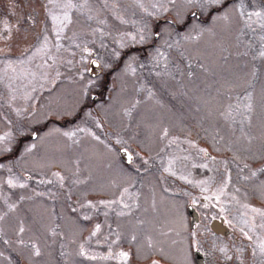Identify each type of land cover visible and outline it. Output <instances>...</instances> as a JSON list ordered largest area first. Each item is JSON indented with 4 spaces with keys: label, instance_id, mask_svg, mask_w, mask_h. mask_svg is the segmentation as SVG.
<instances>
[{
    "label": "rangeland",
    "instance_id": "374dc122",
    "mask_svg": "<svg viewBox=\"0 0 264 264\" xmlns=\"http://www.w3.org/2000/svg\"><path fill=\"white\" fill-rule=\"evenodd\" d=\"M40 1L0 0L2 75L4 67L8 79L17 82L21 68L29 61L49 64L53 62L51 59H56L58 74L70 70V79L81 84L88 82L89 89L101 76L91 78L88 72L89 61L82 47L92 45L101 50L102 63L123 60L122 80L127 91L131 85L140 97L142 102H138V107L149 103L152 109L159 106L165 110L170 105L163 90L165 93L180 90L182 110L180 117L168 110L164 118L168 123L167 131H157L159 117L156 114L145 120L153 133L151 141L156 143L157 135L161 134V147L168 155L164 163L161 161L160 171L151 177L143 175L135 180L137 172L104 154L103 149L111 145L99 141L97 118L89 109L82 114V121H77L78 125L82 123V127H86L83 129L87 137L84 149L78 147L81 129L72 125L60 128L58 135L57 131L52 133L51 143L46 139L45 149L38 153L40 156L31 159L34 163L30 164V170L34 173L30 179L19 174L14 176L16 173H10L14 165H7L6 160L1 159L0 264H124L117 255L121 251L129 253L127 264H152L154 260L159 264H195V247L202 252L205 264H230L237 259L240 264H251L256 253L260 254L262 263L255 264H264V253L260 251V245L264 244V216L260 212H264V208L256 205L264 200L262 2L235 1L234 10L239 7V14L234 13L236 18L219 17L222 12L216 14V19L209 20L180 17L175 22H184L182 31L171 22L161 21L156 24L161 32L159 40L151 45L157 20L129 17L124 0L120 17L109 13L108 2L102 5L108 13L91 17L92 11L103 10L100 3ZM69 2L74 6L65 7ZM246 2L248 8L243 10ZM199 4L200 0L184 3ZM255 12L262 15L259 21L257 16L250 15ZM65 13L69 17L67 21ZM40 30L43 35L39 34ZM53 37L59 39L55 54ZM66 43V47L73 49L71 54L65 49ZM79 53L81 58L77 56ZM36 63H30L27 69L35 68ZM108 65H104L105 71ZM140 71L141 80L137 79ZM134 76L136 80L131 83ZM18 82L14 86L16 94ZM60 95L64 96L59 100L60 107L67 111L73 96ZM89 99L91 97L87 96L85 100ZM64 110H59L61 119ZM178 128H182L179 133L183 130L179 137ZM144 148L147 153L152 152L149 145L145 144ZM151 148L156 150L158 145ZM2 168H7L8 172L2 173ZM153 170L157 168L154 166ZM161 172L171 190L162 197L165 204L150 194H157V175L162 176ZM84 185L94 191L86 193ZM100 190L106 195L101 197L97 193ZM147 190L150 192L147 195L156 201L154 204L148 201L143 208L132 198ZM118 191L121 202L115 207ZM202 197L206 200H200ZM193 200L201 220L191 230L184 209L185 204ZM87 202L95 208L89 210ZM132 209L140 215L133 216ZM68 210H72L71 214ZM119 211L121 227H125L122 232L141 233L140 243L114 241V228L108 225V219L117 223ZM220 216L234 226V234L227 238L212 231L209 225L212 217ZM140 224L147 225L148 229H141ZM97 225L100 226L98 231ZM88 228L93 229L90 238L85 235ZM143 234H146L144 239ZM247 243L250 245L246 246ZM36 249L39 255L35 254Z\"/></svg>",
    "mask_w": 264,
    "mask_h": 264
},
{
    "label": "flooded vegetation",
    "instance_id": "af4514ba",
    "mask_svg": "<svg viewBox=\"0 0 264 264\" xmlns=\"http://www.w3.org/2000/svg\"><path fill=\"white\" fill-rule=\"evenodd\" d=\"M34 1L37 2V0ZM41 1L44 2V0ZM88 1L92 3H100V8H102V5L106 6L107 4H105V2H108L110 4L109 13L113 14L114 17H120V14H122L121 3L123 0H112V3H110V0ZM124 1V6L129 9L128 11H125L129 17L135 16L136 18L141 19L157 20L154 22L151 45L157 44V41L159 40V34L161 32L156 24H159L161 21L171 22L172 24H175L174 26H176L175 28H177L178 31H182L184 30V22H175L180 17H183V19H191L194 17L201 20H209L216 19L218 17L216 14L220 12H222L223 15H220L219 17L236 18L235 14H239V7H237V11L233 8L234 2L238 0H220V3L218 4H209L207 0H200V4L197 6L184 5V3L187 2L195 3V0ZM260 1L264 5V0ZM247 8L248 3L246 2L243 6V10ZM241 12L242 11H240V13ZM105 13H108L105 9L101 10L99 13L92 11L90 16H104ZM261 16L258 17V21L262 18ZM41 33L42 35L44 34L43 30L39 31V34ZM52 41L54 42L53 46L55 47V54L59 39L58 37H53ZM66 45L68 44H65V49L69 54H71L73 49L71 50V48L66 47ZM145 45H147V43H145ZM183 47L184 45L182 48ZM82 48L85 49L86 53H84L87 55L89 61L88 72L90 77L95 78L101 75L96 85L89 88L90 90L87 89L88 82L81 84L80 82L76 83L70 79L72 73L70 70L65 71L67 67L64 70H61L65 71L64 74H58L57 60L51 59L53 62L50 63L49 61V64L41 61L39 63L29 61L28 64H24V67L21 68V75L18 80L19 82L17 81L18 90L16 94L14 86H17V82H13L8 79V75L5 74L7 69L3 67V75L0 73V137H5V139L0 140V160H6L5 163L7 165H14V170L10 171V173H16L14 176L19 174L22 178H29L31 174L34 173L30 170V167L32 166L30 164L34 163L31 159L32 157L40 156L38 153L41 149H45L46 139L48 138L51 143L52 133L57 131L58 135L60 128L66 129V127L72 125L81 129V143L78 147L84 149L87 137L84 136L85 131L83 129L86 127H82V123L78 125L77 121H82V114L85 110L89 109V111L91 110V113L97 118L96 133H98L99 141L102 142L103 145H105L106 142L111 145L109 146L106 144L108 147L103 149L104 154L106 153L107 157L113 158L114 162L124 164V166H126L130 171L134 173L137 172L134 176L136 178L135 180L143 178V175L149 177L154 176V174L158 173L160 171L159 169L162 168L161 161L164 163V160L168 159V155H165L162 150L161 146H163V139L160 137V133V135H157L158 138L156 139V143L151 141L150 136H152L153 133L150 130V124L145 122V120H149L153 114H156L159 117L157 131H167L168 123L164 122V118L167 117L168 110L171 109V113L173 115L177 114L179 117L181 115V91L171 90L165 93V90H163L162 94L166 96V101L170 105L165 110L159 106L152 109L151 107H148L149 103L145 104L148 106L140 104L138 107V102H142L140 97L136 96L137 93L136 91H133L131 85L129 86L130 91H127L122 80L123 74L121 63L123 60H115L113 64H111L113 60L107 63H102L99 60L102 58L101 50L99 48H95L92 45H87ZM77 56H80L81 58L82 55L79 53ZM93 61H97L100 67V72L97 74H92L91 72ZM30 63H36V67L33 69L29 67L30 69H27L28 67L26 66L32 65ZM105 64H109L105 67L108 68L106 71L104 70ZM149 64L150 59L147 62V69ZM3 65L4 64H2V66ZM154 66H156V64H154ZM37 68L42 69L43 71H37ZM1 69L2 68H0V70ZM141 71L140 75L137 76V79L140 80L142 74ZM135 80L136 77L134 76L130 82L132 83ZM61 93H67V97L69 95L73 96V98L69 100L68 105H70V107L67 111H65L63 107H60L59 100L62 97L64 98V96L60 95ZM87 96L88 98L91 97V99L85 100ZM95 103L96 105H94ZM94 106L97 107L94 108ZM91 107L92 109H90ZM59 110L65 111L64 115L61 113L63 115L62 119L58 116ZM85 115L87 116L86 113ZM180 129L182 128H178V137L180 134L183 135V130L179 133ZM122 131H124L123 134ZM118 140L120 143H117ZM50 143L46 146V148L50 146ZM145 144L149 145L152 151L151 153L149 151L147 153V150L144 148ZM155 145H158V148L153 150L151 147ZM158 152L161 154H157ZM129 157H131V159H129ZM154 166L157 170L152 171ZM2 169H4V171L2 170V173L6 171L8 172L7 168ZM60 173H62V171ZM161 174L162 176L160 173L157 175V182L159 186L155 189L157 194L155 192L150 193L149 190L141 192V196L136 195L137 197L135 196L132 198L135 204L137 202V204L142 205V207L146 206L148 201H151L154 204L156 199L147 195L148 193L158 197L165 204L166 200L162 197L165 194H169L171 190H169V182L165 177H163L164 172H161ZM84 191L88 193L94 190H92L91 187L84 185ZM113 191L115 192V190ZM97 193H99L101 197L106 195V193H103L101 190ZM113 194L115 195V193ZM117 194L118 198L115 196V199H117L115 207L119 206L121 202L120 192L118 191ZM200 200L205 201L206 198L202 197ZM188 204H192L194 209L197 211L198 219L195 221V226L193 228L195 229L201 220V213L197 207L196 201H188L185 204L184 211L187 214V223L189 227L191 226V217L187 210ZM99 205L101 204H98V206ZM256 205L260 208H264V200ZM86 206L89 210L95 208L94 204H90L89 202H87ZM146 209L149 210V212H154L151 207H146ZM67 212L68 214H71L72 210H68ZM136 213L138 216L140 215L135 209H132L131 214L134 216ZM156 213L159 215V212ZM102 215L103 214H100V216ZM116 217H118L116 218L118 224L115 221L113 222L112 219H108V225L114 228V241L121 243L123 240H132L137 244V242L141 240L142 234L139 232H136L137 234L132 232L126 234L123 233L121 229L125 227H121L122 216L120 211L117 213ZM220 217H223L224 222L230 228V233L228 235L217 234L221 237L227 238L234 234V226L227 219H225L224 216ZM214 218L219 217H212L210 222ZM140 225L142 226L141 229H148L147 225ZM5 230H8V227H6ZM92 230V228L86 229L85 235L87 238L90 236V232ZM144 235L146 234H143V239ZM106 236H108V234H106ZM147 237L151 238L149 235ZM249 238L251 237L247 236V239ZM236 239L237 238H235V240ZM248 245H250V243L246 244V246ZM247 251H249V249ZM256 262L262 263L261 256L257 253L252 257V263L255 264ZM240 263L241 262L237 259L235 262L231 261L230 264Z\"/></svg>",
    "mask_w": 264,
    "mask_h": 264
},
{
    "label": "water",
    "instance_id": "95a60500",
    "mask_svg": "<svg viewBox=\"0 0 264 264\" xmlns=\"http://www.w3.org/2000/svg\"><path fill=\"white\" fill-rule=\"evenodd\" d=\"M95 62L96 63L92 62V68L91 69L93 71V74L99 72L98 62L97 61H95ZM188 210H189L190 214L192 215L191 224H192V227H194L195 221L198 219L197 212L193 209V207L191 205H188ZM210 228L215 233H218V234L228 235L230 233V228L224 222L223 217L214 218L210 222ZM194 257H195V260L197 261L198 264H204V256L198 248H196L194 250Z\"/></svg>",
    "mask_w": 264,
    "mask_h": 264
},
{
    "label": "snow or ice",
    "instance_id": "6c2138e0",
    "mask_svg": "<svg viewBox=\"0 0 264 264\" xmlns=\"http://www.w3.org/2000/svg\"><path fill=\"white\" fill-rule=\"evenodd\" d=\"M50 2H51V0H50ZM207 2L209 4H218V3H220V0H207ZM73 6L74 5H72L70 2L65 5V7H73ZM250 15H255V16L259 17V16H261V13L255 12V13H251ZM53 19L55 20V19H57V17H53ZM68 19H69V17L67 15V13H65L64 20L67 21ZM262 55H264V53H262ZM93 63H95V61H93ZM65 135H70V134L69 133H65ZM4 139H5V137H0V140H4ZM117 143H120V141L118 140ZM125 151H127V150H125ZM129 159H131V157H129ZM253 175H255V173H253ZM8 183L12 184V181L9 180ZM205 207H207V205H205ZM221 210L223 211V209H221ZM253 211L254 212H260L259 209H253ZM260 215L264 216V212H260ZM99 227H100L99 225L96 226L97 231L99 230ZM20 231L23 232V228H21ZM93 235H95V232L93 233ZM193 235H195V233H193ZM5 243H7V241H5ZM221 251H223V249H221ZM260 251H261V253H264V244L260 245ZM35 254L36 255L40 254L39 253V249H36ZM81 254L82 255L84 254L83 250H82ZM117 255L124 262V264H127V261L129 259V253L128 252L121 251ZM93 258H95V257H93ZM152 264H159V262L154 260V261H152Z\"/></svg>",
    "mask_w": 264,
    "mask_h": 264
}]
</instances>
